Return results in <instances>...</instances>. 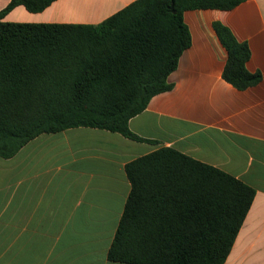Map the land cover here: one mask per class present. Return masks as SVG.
Returning <instances> with one entry per match:
<instances>
[{"label":"trees","instance_id":"trees-1","mask_svg":"<svg viewBox=\"0 0 264 264\" xmlns=\"http://www.w3.org/2000/svg\"><path fill=\"white\" fill-rule=\"evenodd\" d=\"M54 0H10L0 10V156L43 132L92 126L144 140L129 127L191 44L187 9H231L244 0H134L98 24L13 22L18 5L38 12ZM225 80L245 89L261 80L250 48L220 21ZM131 182L108 249L132 264H224L255 189L234 175L163 146L129 161Z\"/></svg>","mask_w":264,"mask_h":264},{"label":"crops","instance_id":"crops-1","mask_svg":"<svg viewBox=\"0 0 264 264\" xmlns=\"http://www.w3.org/2000/svg\"><path fill=\"white\" fill-rule=\"evenodd\" d=\"M10 0H0L2 10ZM134 0H54L18 5L3 20L98 24ZM191 44L154 95L129 120L143 137L92 126L35 136L0 156V264H132L109 260L131 190L126 164L163 146L222 169L255 189L224 264H264V0L231 9H187ZM220 21L250 48L246 67L261 80L238 89L223 77L228 52Z\"/></svg>","mask_w":264,"mask_h":264}]
</instances>
